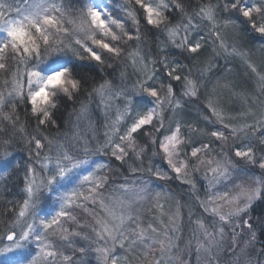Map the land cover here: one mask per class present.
<instances>
[{"label": "snow or ice", "instance_id": "6c2138e0", "mask_svg": "<svg viewBox=\"0 0 264 264\" xmlns=\"http://www.w3.org/2000/svg\"><path fill=\"white\" fill-rule=\"evenodd\" d=\"M186 3L187 0H121L116 7L123 15L116 16L110 11L113 9L110 0L100 3L97 0H75V3L73 0H26L25 7H16L15 16L9 18L5 10L10 9V5L0 0V71H8L11 75V81L4 79V87H0V180L11 179L21 166L20 162L10 159L12 153L8 151L14 137L20 136L32 146L30 155L34 149L33 162L23 164L25 183L22 202L15 218L4 229L8 243L0 239V257L14 250L28 248L31 241L36 248L32 250L27 264H40L41 261L44 264H81V261L65 255L63 250H54L57 248H71L81 256L92 250L100 264H186L181 254L187 255L192 241H186L184 249H180L177 243L179 238L175 233L179 231V204L176 212L169 214L161 201L170 199V193L153 187L154 184H167L173 179L186 184L195 194L194 199L199 205L216 218L211 225L217 229L215 233L208 230L203 218L198 217L196 220L199 231L209 241L205 247L202 241L196 240L198 249L209 254L206 258L202 257L198 264H214L216 256L211 255L213 245L224 240L225 228L229 225H232V239H237L240 235L236 232L237 221L248 236L245 244L254 246L257 228L264 229V218L252 223L244 217L256 202L264 200V100L259 101V116L251 108L239 113L240 116L255 117L252 124H233L231 121L236 118L226 114L214 87L213 94L206 97L210 116L205 115L203 118L210 121L215 130L197 129L194 125L183 123L184 118L180 114L185 103L183 98L196 97L200 85L197 80L190 78L191 72L183 78L174 75L181 66L167 56L163 57L164 67L170 69L167 72L170 80L181 85L179 95L174 83L159 84L160 91L156 84L147 85L148 81L155 80L156 74L142 55L140 19H144L147 25L159 28L166 19L163 11L170 5L179 9L180 15L188 23L185 24L183 20L172 25L164 23L162 31L166 32L167 40L176 48L189 56L198 57L203 50L202 41L190 39L183 33L190 31L193 18H199L210 34L214 35L213 43L227 55L239 57L255 74L259 95L264 96V44L258 48L259 65L253 62L249 50L239 46L240 25L249 35L264 39V0H224L223 4L220 0H207L197 6L193 15L186 11ZM66 11L76 13L75 17L67 19L69 27H64L65 21L61 19ZM138 11L141 14L139 18ZM221 13L225 15L221 17ZM129 22V29L126 30L125 25ZM229 29L230 32L227 31ZM127 41L136 43L137 47L127 51L126 59L133 68L143 73L145 79H138L131 87H127L117 86L113 80L102 78L101 82L91 86V91L86 92V100L80 101L79 109H73L77 123L72 125L75 131L71 136L64 134L63 140L43 136L40 128L56 123L53 110L57 108L61 94L71 99L87 83L84 75L77 78L79 69L74 61L87 59L96 65H103L106 57H120L124 51L121 45H126ZM65 57H68L66 61ZM56 60H62L63 63L49 70L50 63ZM258 66L261 69L259 71ZM207 70V65L197 68L200 78ZM119 76L123 80L126 73L120 71ZM9 83L11 90L6 91L5 87ZM223 87L232 89L231 82ZM232 95L247 102L245 93L232 90ZM92 97H98L104 105V115L108 120L104 142H97L95 146L79 130V121L87 118ZM9 98H19L17 102L24 100L28 103L37 121L36 135L26 133L16 104L9 106ZM118 98L122 99V106L115 103ZM252 99L256 100L257 97L253 96ZM5 108L9 110L5 111ZM166 109L171 111L170 117H166ZM226 120L229 122L225 123ZM89 128H92L91 122ZM186 132L207 137L209 143L201 140L199 147L191 148L189 157L185 146L193 143V140L189 139ZM241 134L247 140L243 146L235 143ZM139 137L146 138L144 144L139 142ZM215 143L222 147L228 144V150L219 154L220 159L211 155L214 152L212 144ZM46 147L47 151H44ZM108 148H111L113 159L105 163L99 154L105 153ZM149 152L148 166H136V162L143 165V158ZM182 154L183 159L180 158ZM157 156L166 162L168 171L152 163V159ZM113 160L119 162L120 168L126 165L129 172L149 174L148 179L141 176L138 182L118 186L123 193L132 194L129 200L115 202L127 209V212L121 211L119 214L105 203L99 191L108 179L100 173L110 168ZM201 168L205 169L207 180L203 199L200 197V188L192 178V173ZM224 181H230L232 188L214 191ZM85 185L88 186L87 195L82 191ZM41 198L54 202V214L37 216ZM81 199L85 203L89 200L93 204L98 202L106 213L105 217L95 216L94 224L90 225L95 239L64 228L68 220H76L72 211L76 207H84ZM145 204L151 205L149 211L153 208L156 210V219L163 226V231L153 226L152 222L144 225L139 212ZM133 205H140V208H134ZM165 216L168 218L166 224L162 219ZM50 233H59V240L54 245L48 240ZM77 237L79 241L75 239ZM77 242L84 246L76 248ZM93 244L97 245L94 249ZM150 256H158L159 259L150 260Z\"/></svg>", "mask_w": 264, "mask_h": 264}, {"label": "trees", "instance_id": "16d2710c", "mask_svg": "<svg viewBox=\"0 0 264 264\" xmlns=\"http://www.w3.org/2000/svg\"><path fill=\"white\" fill-rule=\"evenodd\" d=\"M16 1L17 0H4L5 3L10 5V9L5 10V15L9 18L15 16L14 9L17 7L15 6ZM73 2L75 3V0H73ZM97 2H102V0H97ZM110 2L113 4V9H110V11L113 12V15H123V12H121V10L116 7V5L121 2V0H110ZM206 2L207 0H187L186 11L189 15H193L198 5L200 3ZM213 2H216V0H213ZM223 2L224 0H220L221 4H223ZM66 12L69 13V17L70 15L71 17H75L76 15L75 11ZM140 15L141 14L138 11L137 17L139 18ZM163 15L166 18L164 23L169 25L179 23L181 20H183L185 24L188 23V21L183 19V17L180 15L179 9L173 8L171 5L166 11H163ZM224 15L225 14L221 13V17ZM164 23H162L160 27L157 28L155 26L147 25L144 19H140L141 32L143 34V39L140 42L142 55L145 57V62L149 64V67L152 68L156 74L155 80L148 81L147 85L150 86L156 84L158 87V85L161 83H174L167 76V72L170 69L164 67L163 57L167 56L170 60L179 63L181 66L180 69H176L174 75H181L183 78V76H188L191 72L190 78L197 80L198 84L200 85L196 97L183 98L185 103L180 113L184 118L183 123L187 125H194L197 129L205 128L209 130V128H212L210 121H205L203 117L207 114H210V112L207 111L206 97L213 94L212 90L215 87L216 95L221 98L222 106L225 109L226 114H230L236 118L231 122L233 124H241L242 122L252 124L255 117L240 116L239 113L246 112L249 108H251V110L255 112L257 116H259V101L264 100V96L259 95L255 74L250 72L243 60H241L239 57L229 56L220 50L213 43L215 39L214 35L210 34L209 29L204 26L199 18H193L190 31L183 33L184 35L189 36L190 39H200L202 41L203 50L198 57L189 56L183 50L172 45L167 40L166 32L162 31ZM63 26L69 27L66 21ZM125 26L126 30H128L130 24L126 23ZM239 28L241 33L239 46L249 50V54L252 57L253 62L259 65L258 48L259 45L264 44V39H260L255 35H249L248 32L244 31L243 25H240ZM227 31L230 32L231 30L229 29ZM135 47H137L136 43L127 41L126 45L123 44L122 46V48H124L123 56L121 55L119 58L106 57L105 63L103 65H96L95 62L89 61L87 59L83 61H76L77 68L79 69V72L86 77L87 83L78 93L74 94L71 99H68L67 96L60 97L57 108L53 110V119L56 120V123L47 124L41 127L39 130L40 133L49 139L55 137L57 139L63 140L64 134H69V129L73 128L72 125L77 123L76 115L73 113V109H79L80 101L86 100V92L91 91V86L101 82L102 78L113 80L117 86L127 87H131L132 84L138 79H145L143 73L138 71L136 68H133L130 62L126 59L127 51ZM217 53L219 54L217 55ZM81 54L86 55L84 53ZM68 55L71 56L70 53ZM73 59L75 58L73 57ZM153 60H155L156 63H151ZM60 63H63V61L56 60L50 63L48 66L49 70L54 69ZM109 65H111V67H109ZM206 65L208 66V70L203 74L202 78H200V73L197 72V68H204ZM21 67H23V65H21ZM11 70H14V68ZM259 70L261 69L258 66V71ZM120 71H124L126 73V77L123 80H121L119 76ZM77 78L80 77L78 76ZM4 79H8L9 82L11 81L10 72L0 71V87H4ZM229 82H231L232 89L224 88L223 86L225 84H229ZM174 87L176 89L177 95H179L181 85L179 83H174ZM5 90H11V83L5 87ZM232 90L245 93L247 95V102H244L239 96L232 95ZM158 91H160L159 87ZM163 94L164 93L161 91V95ZM253 96L257 97V99L253 100ZM18 99L19 98H9V106L11 104H16L17 114L19 115L20 120L25 124L26 133L28 135H36L37 121L35 117L32 116L28 103L24 100H19V102H17ZM115 103L121 104L122 106V99L118 98ZM90 104L91 107L89 108L88 116L89 119L93 120H90L92 127L96 125L98 131L100 128L105 129V125L107 124L108 120L104 115V105L100 102L98 97H92L89 106ZM8 110L9 108H5V111ZM111 114L112 113L109 115ZM165 115L166 117H170L172 113L170 110L166 109ZM86 125L87 124L85 121H79V127L81 129L86 130ZM185 134L189 137V139L193 140V143L196 142L195 144H197V141L206 139L204 137H198L197 135L187 132ZM138 140L141 144L145 143L144 137H139ZM9 147L11 150L20 148L24 151L32 148V146L28 145L25 142V139L21 138L20 136L14 137L13 142ZM44 151H47V147ZM150 156L151 153L149 152L148 155L143 158V165H139V162H136V166L147 167ZM152 163L160 167H163L164 165L163 162H160L158 158H153ZM18 169L17 173L19 174ZM22 169L23 166L21 167V170ZM128 172L129 171L127 170L126 165L125 167L120 168L119 162H117L116 167H112L111 169V173H114L112 180L119 179L122 175L128 174ZM18 174L15 173L11 179H3L0 182V197H2V199H0V236L2 231H4V229L10 224L11 220H13L16 215L15 206L17 203L19 204L18 201L20 200L18 199L17 195L21 192L24 185L21 181V176H18ZM260 206L261 207H259V209L264 208L263 203H260ZM150 216L154 217V215ZM260 239L262 240V245L264 246V232L261 233ZM72 252L74 253L73 250Z\"/></svg>", "mask_w": 264, "mask_h": 264}, {"label": "rangeland", "instance_id": "374dc122", "mask_svg": "<svg viewBox=\"0 0 264 264\" xmlns=\"http://www.w3.org/2000/svg\"><path fill=\"white\" fill-rule=\"evenodd\" d=\"M25 3H24V6H25ZM97 3H100V2H97ZM57 15L59 16V13H57ZM68 18H69L68 12H65V15L61 17V19L64 21H67ZM125 29H126V26H125ZM113 31H116L118 35L120 34L119 31L115 28H113ZM122 46L123 44L121 45V47ZM121 55L123 56V52L121 53ZM61 96H64V95L61 94ZM90 107H91V104L89 108ZM90 120L93 121L92 119H89V116H87V118L83 120L87 124L86 130L81 129L80 127H79V130H80V134L82 136H85L90 141L92 146H95L97 142L99 143L104 142V139H105L104 133L107 131V128L105 129L100 128V130L98 131L97 126L95 125L90 129L89 128V122H91ZM228 122H229L228 120L225 121V123H228ZM243 123L245 122H242L241 124ZM216 127H219L221 129L223 128L222 125H217ZM211 130H215V128L213 127L209 128V131ZM74 131H75L74 128L69 129L68 135L71 136L74 133ZM148 131H152V129H148ZM204 138L206 139L202 141L204 143H209V139L207 137H204ZM231 141H232V137L230 136L229 142L231 143ZM116 142H118V140ZM195 143L196 142L192 144H187L185 146V151L189 157H190L191 148L200 146V141H197V144ZM235 143L237 145L243 146L245 143H247V140L243 136V134H241V138L236 140ZM73 146L75 147V145ZM212 147L214 149V152L211 155L216 156L217 159L221 158V155L219 154H221L222 151L228 150V144H225L222 147L219 143H215V144H212ZM8 150L12 153V156L10 159L18 161L21 164V166L19 167L20 169H18L19 174L17 172L16 174H18V176H21V181L24 184L25 183L24 168L21 170V167L23 166L25 162L32 163L34 155L29 154V149L26 150L27 151L26 152L20 148L11 150V148L9 147ZM153 150L155 149L153 148ZM33 153H34V150H33ZM110 153H111V148H108L105 153H100L99 155H100V158L103 159L105 163H107L110 159H113L111 158ZM155 158H158L160 162H163L164 165L162 168H164L165 171H168L166 167V162L162 161L159 156ZM180 158L183 159L184 155L182 154ZM116 165H117V162L113 160V163L110 166V168L105 169L100 173V175H106L108 179H107V182L105 183L104 188L100 189L99 191L102 193V197L105 200V203L110 205L112 209L117 214H119L121 211L127 212V209L119 207L118 204L115 202L121 199L129 200L132 198V194L123 193L119 189L118 186L124 183H131L133 181L138 182V177H141V176L144 179H148L149 174L148 173L146 174V172H136V173L128 172V174L122 175L119 179L112 180L114 173L113 174L111 173V169L112 167L113 168L116 167ZM169 175H171L170 172H169ZM208 175L210 176L211 173H208ZM116 176H117V173H116ZM192 178L196 182L197 187L200 188V197L201 199H203L204 198L203 192L207 188V180L205 179V169L201 168L199 171L193 172ZM1 181L2 180H0V182ZM153 187L159 190H166L167 192L170 193V197H171L170 199L161 201V203L164 204L166 212H168L169 214L175 213L177 209V204H179V220L177 221L179 225V231L175 233V235L179 238L177 240V243L179 244L180 249H184L185 242L188 240L192 241L191 247L187 249V255L181 254V258L184 261H186V264H198V262L201 260L202 257L206 258L209 254L205 253L202 249H198L196 240L199 239L200 241H202L205 247L208 246L209 241H208V238H206L203 235V233L199 231L198 226L196 225V220L198 217L203 218L205 225L208 227V230L210 232L215 233L217 229L212 227L211 225H212V221L216 218L213 217L211 213L206 212L204 208L199 205V203L194 199L195 194L192 193L189 190V187L180 180L173 179L167 182V184H164L163 182H159L157 184H154ZM23 188H24V185L22 187V190ZM87 188L88 186L85 185L82 189L85 195L88 194ZM225 188H232V183L230 181H224L222 184L218 185L214 191H222V190H225ZM22 190L17 195L18 199L20 200L18 201L19 204L17 203V205L15 206L16 212L19 209L20 204L22 202ZM80 202L84 203V207L83 208L76 207L72 211V215L76 217V220L75 221L68 220L64 224V228L68 229L69 232L85 233L89 235L91 239H95V235L92 232V228L90 227V225L94 224L95 216L105 217L106 213L100 207L98 202L96 204H93L92 201L89 200L85 203L82 199ZM53 203L54 202L47 201V200L44 201L43 198H41L40 205L36 210L37 216L42 217L45 215L54 214ZM260 203L264 204V200L256 202L253 205L250 212L248 213V215L244 217V219L249 220L252 223H258V221L261 218H264V208L259 209V207H261ZM133 207L140 208V205H133ZM149 208H151V205L145 204L143 208L140 210L139 215L141 216L142 222L144 223L145 226L147 225V223L152 222L153 226L158 227L163 231V226L160 225L159 220L156 219V215H157L156 210L153 208L151 211H149L148 210ZM189 208H191V215H189ZM85 209H88L89 211H85ZM150 215H154V217H151ZM162 219H164V222L166 224L167 219H168L167 216L162 217ZM77 222L79 224V227L77 226ZM38 224H39V221L37 220V225ZM127 226H134V225H127ZM231 227L232 225H229L227 228H225L224 240L221 241L220 244L218 245H213L211 255L216 256V261L214 262V264H249V261H250V264H264V246L262 245V240L260 239L261 233L264 232V229H261L258 227L257 228V240L254 243V246H247L245 244V241L248 240V236L245 235V233L242 231V227L240 226L239 222L237 221L236 232L239 233L240 235L237 237L236 240L232 239ZM170 235H172L171 232H170ZM0 239H3L5 243H8L6 237L4 236V231H2ZM75 239L79 241L80 238L77 237ZM48 240L51 242V244L53 245L56 244L57 241L59 240V233H54V234L50 233ZM102 243L103 242L101 241V244ZM81 246H84V245L80 242H77L75 244L76 248L81 247ZM96 246L97 245L93 244L92 248L94 249ZM35 248H36L35 243H32L30 241V246L28 248L25 247L23 249L14 250L12 253L7 254L6 256L0 257V264H27L28 259L33 254L32 250ZM54 250L56 251L63 250L65 255H70L73 257L74 260L81 261V264H100V262L96 258V253L92 250H89V252L83 256L75 252L73 253L71 248H68L67 250L57 248ZM242 250H245V251L242 252ZM173 251L175 253L176 250L174 249ZM149 259L150 260L159 259V257L150 256ZM40 264H44V261H41Z\"/></svg>", "mask_w": 264, "mask_h": 264}, {"label": "clouds", "instance_id": "9594fccd", "mask_svg": "<svg viewBox=\"0 0 264 264\" xmlns=\"http://www.w3.org/2000/svg\"><path fill=\"white\" fill-rule=\"evenodd\" d=\"M68 59V57H65L64 60L66 61ZM74 63H76V61H74ZM77 76H83L79 71L77 72Z\"/></svg>", "mask_w": 264, "mask_h": 264}]
</instances>
